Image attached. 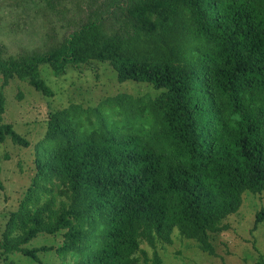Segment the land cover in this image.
Instances as JSON below:
<instances>
[{
  "label": "trees",
  "instance_id": "16d2710c",
  "mask_svg": "<svg viewBox=\"0 0 264 264\" xmlns=\"http://www.w3.org/2000/svg\"><path fill=\"white\" fill-rule=\"evenodd\" d=\"M89 8L43 52L5 56L0 45L1 89L16 77L50 96L42 65L59 76L107 62L119 82L161 90L151 103L169 117L186 167L107 124L87 134L49 121L65 143L42 167L67 202L49 196L24 207L19 233L5 236L2 250L39 261L45 248L26 245L61 232L62 251L78 256L71 264H137L142 243H169L176 228L210 253L209 233L225 229L221 221L242 193L264 191V0H109ZM4 110L0 91V143L26 145L3 122ZM263 219L264 209L256 222Z\"/></svg>",
  "mask_w": 264,
  "mask_h": 264
},
{
  "label": "rangeland",
  "instance_id": "374dc122",
  "mask_svg": "<svg viewBox=\"0 0 264 264\" xmlns=\"http://www.w3.org/2000/svg\"><path fill=\"white\" fill-rule=\"evenodd\" d=\"M107 1L0 0V45L4 55L45 51L73 29L89 7L100 9ZM39 71L52 90L50 96L16 77L0 87L5 98L2 120L12 124L27 141L21 145L6 138L0 143V243L5 236L19 233L24 207L41 204L49 196L54 197L55 205L67 202L62 196V183L42 167L65 143L61 132L50 130L49 121L87 134H94L107 124L122 133L138 135L143 143L164 152L170 164L186 167L180 156L184 149L171 130L169 117L158 116L151 103L161 90L144 82H119L107 62L67 67L59 76L53 75L46 65ZM263 209L264 191H245L237 210L222 219L225 229L209 233L212 252L201 250L196 240L181 236L174 228L169 243H157L155 249L142 243L144 252L134 254L137 264H155L156 258L160 264L264 261V219L256 222ZM26 246L45 248L39 253V261L20 252L4 253L0 245V264H71L78 257L74 252L62 251L61 232L38 234Z\"/></svg>",
  "mask_w": 264,
  "mask_h": 264
}]
</instances>
